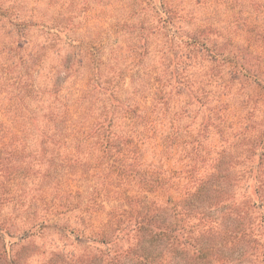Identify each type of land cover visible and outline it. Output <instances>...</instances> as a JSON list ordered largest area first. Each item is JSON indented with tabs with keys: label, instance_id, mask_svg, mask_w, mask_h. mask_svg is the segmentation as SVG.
<instances>
[{
	"label": "rangeland",
	"instance_id": "1",
	"mask_svg": "<svg viewBox=\"0 0 264 264\" xmlns=\"http://www.w3.org/2000/svg\"><path fill=\"white\" fill-rule=\"evenodd\" d=\"M234 48L256 55L264 74V0H0V249H17L20 264H66L59 250H88L75 233L97 229L117 204L120 183L103 170L114 157L95 160L85 130H73L108 105L96 83L141 106L156 102L160 129L180 135L174 152L157 147L171 168L184 126L200 115L183 87H199L221 108L206 141L209 153L220 150L242 114L239 84L225 74ZM168 79L170 95L159 91ZM56 90L71 100L66 129L53 123Z\"/></svg>",
	"mask_w": 264,
	"mask_h": 264
},
{
	"label": "trees",
	"instance_id": "2",
	"mask_svg": "<svg viewBox=\"0 0 264 264\" xmlns=\"http://www.w3.org/2000/svg\"><path fill=\"white\" fill-rule=\"evenodd\" d=\"M231 56L225 74L242 94V114L232 138L220 150L207 151L208 133L219 128L221 108H210L199 87L186 85L187 103L196 105L200 115L197 123L184 126V146L172 168L160 156L164 149L176 150L180 135L160 129L156 102L141 106L121 98L114 85L91 88L104 94L108 105L84 125L76 121L73 130H85L95 160L114 157V166L105 165L103 170L109 169L103 173L106 178L113 173L120 184L106 222L75 233L77 244L90 248L59 250L66 264H264V74L256 55L234 48ZM159 83V91L170 95L171 80ZM58 91L53 123L66 129L60 124L62 115L71 113V100ZM151 143L155 155L146 159ZM159 146L163 151H157ZM94 178L90 187L97 190L103 181L98 174ZM0 251V264H20L17 249Z\"/></svg>",
	"mask_w": 264,
	"mask_h": 264
}]
</instances>
